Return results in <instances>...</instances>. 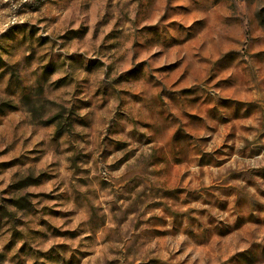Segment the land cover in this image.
I'll return each mask as SVG.
<instances>
[{"label": "rangeland", "instance_id": "obj_1", "mask_svg": "<svg viewBox=\"0 0 264 264\" xmlns=\"http://www.w3.org/2000/svg\"><path fill=\"white\" fill-rule=\"evenodd\" d=\"M0 264H264V0H0Z\"/></svg>", "mask_w": 264, "mask_h": 264}]
</instances>
